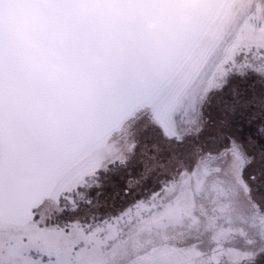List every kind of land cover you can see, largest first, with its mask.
Wrapping results in <instances>:
<instances>
[{"label": "rangeland", "instance_id": "1", "mask_svg": "<svg viewBox=\"0 0 264 264\" xmlns=\"http://www.w3.org/2000/svg\"><path fill=\"white\" fill-rule=\"evenodd\" d=\"M253 48H264V0H219L201 34L161 86L65 164L38 203L24 212L0 206V264H224L225 256L231 264H256L264 246L250 234L255 230L264 239V211L244 202L248 188L240 173L248 158L237 147L234 180H226L217 175L207 155L212 147L207 136L214 131L208 121L218 118V101L234 87L243 91L252 80L251 75L247 80L232 76L229 82V72L242 71L238 57ZM174 113H180L183 124L179 132ZM152 123L165 135L184 140L177 149L184 173L169 182L163 196L153 190L162 172L177 161L169 164L162 150L160 170L146 173L140 150L129 155L135 142L154 138L166 143ZM254 129L246 127L241 135L255 134ZM110 158L121 163L98 171ZM193 162L196 166L189 172ZM130 180L135 191L126 195ZM189 219L203 236L204 250L185 243L183 226ZM160 241H168L170 247L151 254ZM217 241L219 246L208 252ZM225 241H247V246L243 251L225 249Z\"/></svg>", "mask_w": 264, "mask_h": 264}, {"label": "water", "instance_id": "2", "mask_svg": "<svg viewBox=\"0 0 264 264\" xmlns=\"http://www.w3.org/2000/svg\"><path fill=\"white\" fill-rule=\"evenodd\" d=\"M218 1L199 31L215 0H0L1 200L18 204L34 175L45 195L65 164L161 86Z\"/></svg>", "mask_w": 264, "mask_h": 264}, {"label": "snow or ice", "instance_id": "3", "mask_svg": "<svg viewBox=\"0 0 264 264\" xmlns=\"http://www.w3.org/2000/svg\"><path fill=\"white\" fill-rule=\"evenodd\" d=\"M253 53H257V55H253ZM238 62L241 65L242 71L229 72V82L232 76H238L242 80H247L251 75L252 80L249 81L243 91L238 86L234 87L227 96L218 101V118L214 122L211 119L208 121V123L213 124L214 131L210 132L207 136V141L212 144V147L207 149V155L213 158V165L218 169L217 175L226 180H234L232 175L234 159L237 154V147L242 148L244 155L248 158L247 164L240 173L242 181L248 188L244 202L247 204L254 203L261 211H264V48H253L252 52H242L238 57ZM4 67L5 45L3 40L0 39V78L4 74ZM225 67L229 68L231 66L226 65ZM224 88H227V84H225ZM224 88H221L220 91L223 92ZM173 121L177 124V131L179 132L183 127L180 113L173 114ZM253 126H255V134L249 132L247 136L241 135L244 133L246 127L251 129ZM150 127H154L160 134L159 139L166 143L160 144L154 138L143 144L135 142L133 152L129 155H134L137 149L140 150L141 156L145 158L141 160V165L146 173H150L154 169L160 170L157 162L159 160V153L162 150L168 153L169 164L177 161L170 171L162 172L160 183L153 190L154 194L163 196L169 182L179 179L182 173H184L185 169L180 166L179 160L181 158L177 152V149L184 144V140H177L175 136L165 135L164 129L158 124L152 123ZM233 127L235 128V133L231 131ZM144 131L148 132L149 127H146ZM188 138L185 137V139ZM119 163H121L120 160L110 158L104 162L105 166L98 171L107 172L113 165ZM195 166L196 164L193 162L188 167V171L191 172ZM131 183L132 181L130 180L125 185L126 195L135 191L134 188L130 187ZM257 196L260 199H257ZM91 203L89 201V204ZM161 207H163V204ZM183 228L188 234L185 243L188 245L196 244L204 250V244L202 243L203 236L201 232L191 227V219L186 220ZM250 239H254L257 244L264 246V239L256 235L255 230L250 234ZM218 246L219 242L217 241L207 251L210 252L211 248H217ZM245 246H247V241H244L243 244H233L231 241L223 243L225 249L236 247L243 251ZM168 247H170L168 241H160L159 247L153 245L150 253L155 254L161 249ZM223 260L224 264H231L226 256ZM256 264H264V251L258 253Z\"/></svg>", "mask_w": 264, "mask_h": 264}, {"label": "bare ground", "instance_id": "4", "mask_svg": "<svg viewBox=\"0 0 264 264\" xmlns=\"http://www.w3.org/2000/svg\"><path fill=\"white\" fill-rule=\"evenodd\" d=\"M218 0H215L213 6L211 7L210 11L208 12L206 18L203 20L202 24H200L199 26V31L201 30L202 26L205 24V22L207 21L209 15L211 14V11H213L215 4L217 3ZM199 31L196 32V34L193 36V38L191 39V41L194 39V37L199 33ZM190 42H188L189 45ZM188 45L186 46V48L184 49V51L181 53V55L185 52V50L187 49ZM181 55H179L178 59L181 57ZM177 59V60H178ZM176 61L172 64V66L166 71L164 72L161 77L158 79V81L152 85L148 91H146V94L144 95V97H146L147 95H149L154 89L157 88L158 84L160 83V81H162L166 76L167 73L170 72V70L175 66ZM106 132H104L103 134L98 135L97 137H102L103 135H105ZM81 148V147H80ZM77 149L74 153H78L81 149ZM1 149H3L2 145H1ZM73 155V154H71ZM70 155V156H71ZM31 180H33L35 182V187L29 191L27 193V195H25L24 197L21 198V200L18 202L13 204L12 206L10 204H7L6 202H3L0 198V206L4 207V208H8V209H12L15 210L17 212H24L27 211L28 209H30L33 205H35L36 203H38L43 195H44V190L45 187L47 186V181L46 179H44L41 176L38 175H34L31 176Z\"/></svg>", "mask_w": 264, "mask_h": 264}, {"label": "trees", "instance_id": "5", "mask_svg": "<svg viewBox=\"0 0 264 264\" xmlns=\"http://www.w3.org/2000/svg\"><path fill=\"white\" fill-rule=\"evenodd\" d=\"M122 191H123V189H122Z\"/></svg>", "mask_w": 264, "mask_h": 264}]
</instances>
